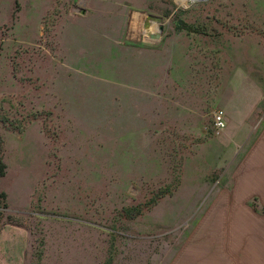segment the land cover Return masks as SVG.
I'll return each instance as SVG.
<instances>
[{
	"label": "rangeland",
	"instance_id": "374dc122",
	"mask_svg": "<svg viewBox=\"0 0 264 264\" xmlns=\"http://www.w3.org/2000/svg\"><path fill=\"white\" fill-rule=\"evenodd\" d=\"M0 162V264H189L264 183V0H0Z\"/></svg>",
	"mask_w": 264,
	"mask_h": 264
},
{
	"label": "crops",
	"instance_id": "0c3cea01",
	"mask_svg": "<svg viewBox=\"0 0 264 264\" xmlns=\"http://www.w3.org/2000/svg\"><path fill=\"white\" fill-rule=\"evenodd\" d=\"M229 186L208 209L203 228L196 233V238L203 234L204 241L196 243L195 250L187 248V263L264 264V183ZM248 197L255 204H248Z\"/></svg>",
	"mask_w": 264,
	"mask_h": 264
},
{
	"label": "built area",
	"instance_id": "2783aa9c",
	"mask_svg": "<svg viewBox=\"0 0 264 264\" xmlns=\"http://www.w3.org/2000/svg\"><path fill=\"white\" fill-rule=\"evenodd\" d=\"M188 1H199V0H188ZM186 3V2H185ZM214 124L217 128L222 129L225 127V118L222 111H218L214 114Z\"/></svg>",
	"mask_w": 264,
	"mask_h": 264
},
{
	"label": "trees",
	"instance_id": "16d2710c",
	"mask_svg": "<svg viewBox=\"0 0 264 264\" xmlns=\"http://www.w3.org/2000/svg\"><path fill=\"white\" fill-rule=\"evenodd\" d=\"M3 172H4V165L0 162V176L3 175Z\"/></svg>",
	"mask_w": 264,
	"mask_h": 264
},
{
	"label": "bare ground",
	"instance_id": "6f19581e",
	"mask_svg": "<svg viewBox=\"0 0 264 264\" xmlns=\"http://www.w3.org/2000/svg\"><path fill=\"white\" fill-rule=\"evenodd\" d=\"M178 3H185L186 0H177ZM156 33V32H155ZM154 31H153V34H155Z\"/></svg>",
	"mask_w": 264,
	"mask_h": 264
},
{
	"label": "water",
	"instance_id": "95a60500",
	"mask_svg": "<svg viewBox=\"0 0 264 264\" xmlns=\"http://www.w3.org/2000/svg\"><path fill=\"white\" fill-rule=\"evenodd\" d=\"M155 20H156V21H160V18H159V17H158L157 19L155 18ZM160 29H161V27H160Z\"/></svg>",
	"mask_w": 264,
	"mask_h": 264
}]
</instances>
